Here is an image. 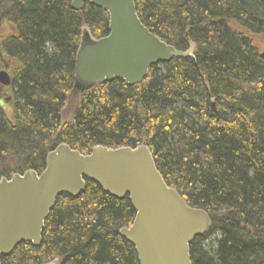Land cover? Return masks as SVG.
Instances as JSON below:
<instances>
[{
	"label": "trees",
	"instance_id": "trees-1",
	"mask_svg": "<svg viewBox=\"0 0 264 264\" xmlns=\"http://www.w3.org/2000/svg\"><path fill=\"white\" fill-rule=\"evenodd\" d=\"M134 2L151 33L180 51L188 37L193 56L150 67L139 86L92 88L64 120L83 28L107 36V14L89 3L73 11L71 0H0V70L14 77L0 89V161L15 164L0 178L40 173L61 143L83 155L145 143L165 182L209 216L191 263L264 264V0ZM134 217L128 197L85 180L77 197L57 198L41 244L21 243L1 264H138L118 233Z\"/></svg>",
	"mask_w": 264,
	"mask_h": 264
},
{
	"label": "water",
	"instance_id": "water-1",
	"mask_svg": "<svg viewBox=\"0 0 264 264\" xmlns=\"http://www.w3.org/2000/svg\"><path fill=\"white\" fill-rule=\"evenodd\" d=\"M84 3L107 14L109 33L94 39L83 29L71 97L79 98L113 80L139 86L150 67L195 52L196 45L188 37V48L180 51L151 33L140 21L134 0H71L70 7L80 12ZM0 85H10L4 70ZM85 180L118 200L128 197L134 221L118 233L133 246L138 264H192L190 244L205 235L209 216L187 205L165 182L145 143L135 148L95 146L85 155L61 143L47 153L40 173L27 170L0 178V264L21 243L38 247L57 198L77 197L85 189Z\"/></svg>",
	"mask_w": 264,
	"mask_h": 264
},
{
	"label": "rangeland",
	"instance_id": "rangeland-1",
	"mask_svg": "<svg viewBox=\"0 0 264 264\" xmlns=\"http://www.w3.org/2000/svg\"><path fill=\"white\" fill-rule=\"evenodd\" d=\"M83 29H85V28H83ZM1 86L2 85H0V89H1ZM78 103H79V98L78 97H76V96H74V97L69 96L68 97L66 106H65V108L63 110V119L64 120H69L70 119V116L72 115L74 110L78 107ZM13 164H14V162L10 161V159L7 156L4 159L2 158L1 161H0V167L1 166H6V167L7 166H12L13 167V166H15V164L14 165ZM218 240H219V236L218 235L209 236L207 239H205L203 241V246L206 249L213 248L216 245Z\"/></svg>",
	"mask_w": 264,
	"mask_h": 264
},
{
	"label": "flooded vegetation",
	"instance_id": "flooded-vegetation-1",
	"mask_svg": "<svg viewBox=\"0 0 264 264\" xmlns=\"http://www.w3.org/2000/svg\"><path fill=\"white\" fill-rule=\"evenodd\" d=\"M9 77H10V85H9V87L7 86V88L12 89L13 88V84H14V77L13 76H9ZM1 87H4V86H1Z\"/></svg>",
	"mask_w": 264,
	"mask_h": 264
}]
</instances>
